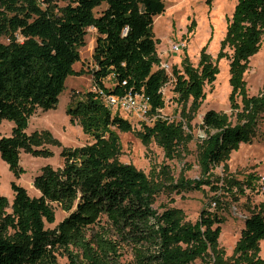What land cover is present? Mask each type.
<instances>
[{
    "label": "trees",
    "instance_id": "1",
    "mask_svg": "<svg viewBox=\"0 0 264 264\" xmlns=\"http://www.w3.org/2000/svg\"><path fill=\"white\" fill-rule=\"evenodd\" d=\"M101 6L105 8L95 15ZM164 11L161 0H0V40H7L0 41V125L13 124L10 136L0 137V157L16 180L23 173L22 153L51 156L40 148L55 141L44 132L27 135L29 120L38 110L57 106L65 80L78 74L73 65L80 61L87 30L93 28L97 35L94 67L89 71L94 90L66 110L70 122L77 121L92 143L63 149L61 167H44L33 181L38 197H29L14 181L11 205L0 196V264H58L59 251L68 264H264L259 256L264 202L245 219L229 259L219 247L224 218L218 213L203 209L190 223L180 209L155 207L161 192H190L204 186L217 191L211 184L213 169L252 140L264 113V85L259 95L249 96L243 77L264 37V0H237L215 60L204 47L196 67L187 57L180 69L172 67L176 102L196 113L205 100L204 86L212 85L219 74L217 62L227 59L223 50L232 51L228 101L235 120L214 110L202 116L200 166L205 179L174 183L170 177L159 185L131 165L117 162L120 146L115 131L128 133L132 128L102 103L103 94L143 95L148 116L155 120L151 126L143 123L138 136L144 144L155 141L168 159L179 156L184 140L181 123L157 117L164 108L162 88L168 75L159 68L152 26ZM106 80L113 82L111 88L105 87ZM259 181L249 175L234 186L244 196L246 189L255 191ZM260 190L264 195V180ZM55 207L67 216L47 230L45 225L55 222ZM103 219L109 228L100 226ZM95 226L99 231L88 237ZM124 248L131 252L129 262L121 260Z\"/></svg>",
    "mask_w": 264,
    "mask_h": 264
},
{
    "label": "rangeland",
    "instance_id": "2",
    "mask_svg": "<svg viewBox=\"0 0 264 264\" xmlns=\"http://www.w3.org/2000/svg\"><path fill=\"white\" fill-rule=\"evenodd\" d=\"M161 1L165 5V11L154 18L152 31L154 39L158 42L156 51L161 64H167L170 69L166 72L168 82L162 88L164 108L159 111L157 117L168 120L170 123L183 125L184 140L179 148V156L168 159L163 149L155 141L148 144L141 141L138 133L142 130V124L151 126L155 120L153 117L144 121L127 116L117 110L111 111L127 120L132 128L128 133L115 131L120 146L117 162L131 165L159 185L170 177L174 183L180 180L205 179L200 166V144L205 139L201 124L202 116L206 111L214 110L227 114L231 117L232 122L235 120L228 101L231 92L228 72L230 60L228 58L232 54L229 48L223 50L227 54V59L223 58L217 62L219 74L216 80L212 85L204 86L205 100L196 113L190 110V106H183L176 102V95L173 92L172 67L177 66L180 69L181 62L185 57L192 66L196 67L200 52L204 47H206V53L213 60L217 58L221 42L226 34L227 20L231 17L237 0H210V3L208 0ZM104 8L101 6L95 9V15H98ZM96 36L95 29L87 30L85 46L79 49L80 61L73 65V70L78 74L70 75L65 80L64 90L58 97L57 106L48 111L38 110L29 120L27 135L44 132L48 133L55 141V143L45 142L40 148L49 151L51 156H32L22 153L20 166L23 173L17 180L0 157V196L5 197L9 205L14 198V193L10 188L11 182L14 181L23 187L29 197H38L39 192L34 188L33 181L36 176L40 175L42 169L46 166H51L53 169L61 167L60 153L63 149L79 148L92 143L91 138L82 132L77 121L70 122L66 110L79 100L84 99L87 92L94 90L89 71L94 67L92 53ZM181 40L185 42L186 49L179 54L171 53L170 46ZM0 41L7 43L4 38ZM80 71L82 73L79 74ZM243 78L248 95H259L264 85V37L259 50L250 58L248 69ZM104 85L106 88H111L113 82L106 80ZM12 126V123L3 121L0 125V137L10 136ZM228 159L212 171L211 184L218 188L217 191L204 186L202 190L190 192L182 191L169 194L161 192L155 202V207L165 204L180 209L185 220L190 223H194L198 219L203 209H209V211L222 216L224 223L221 225L219 247L224 251L226 259L233 256L245 219L250 217L252 212H256L258 206L264 202V195L260 190V183L264 178V113L259 116L252 140L249 143L241 144L238 150L232 151ZM249 175H255L261 181L257 183L255 191L246 189L245 195L241 196L234 186V182L242 183ZM169 199L173 202L170 203ZM215 202L221 210H216ZM66 216L59 207H55V222L51 225L46 224V229H55ZM100 226L109 228L104 219ZM97 231H99V227L95 226L89 230L88 237ZM259 247V256L263 259L264 240L260 242ZM73 253L76 254L75 251ZM56 256L58 264H68L69 260L65 253L59 251ZM121 260L123 262L132 260L128 248L123 249ZM193 264H202V262L196 261Z\"/></svg>",
    "mask_w": 264,
    "mask_h": 264
},
{
    "label": "built area",
    "instance_id": "3",
    "mask_svg": "<svg viewBox=\"0 0 264 264\" xmlns=\"http://www.w3.org/2000/svg\"><path fill=\"white\" fill-rule=\"evenodd\" d=\"M185 49H186V44L182 40L170 46L171 53L179 54ZM159 68L163 69L165 72H168L170 69V67L167 64H161V63ZM101 101L111 111L117 110L125 113L127 116H132L144 121H146L149 118L148 116L149 104L147 99L141 94L131 93V92L123 96L103 94ZM263 180L264 178H262V181Z\"/></svg>",
    "mask_w": 264,
    "mask_h": 264
}]
</instances>
